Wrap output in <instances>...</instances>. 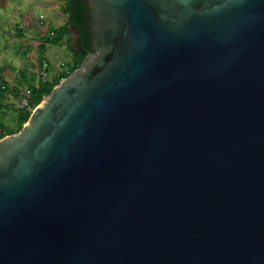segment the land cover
Returning <instances> with one entry per match:
<instances>
[{"label":"water","instance_id":"95a60500","mask_svg":"<svg viewBox=\"0 0 264 264\" xmlns=\"http://www.w3.org/2000/svg\"><path fill=\"white\" fill-rule=\"evenodd\" d=\"M86 1L0 138V264H264V0Z\"/></svg>","mask_w":264,"mask_h":264},{"label":"rangeland","instance_id":"374dc122","mask_svg":"<svg viewBox=\"0 0 264 264\" xmlns=\"http://www.w3.org/2000/svg\"><path fill=\"white\" fill-rule=\"evenodd\" d=\"M40 2L48 3L57 10V24L65 20L61 17H64L62 13L66 0H40ZM34 9L35 11H40L35 7ZM1 11L0 15L4 16L6 13L3 14ZM30 13L32 15L31 11ZM6 15L9 18L10 14L7 13ZM44 19L46 20L45 17ZM57 24L54 22L46 24L48 27H45V29H48V31L42 30L45 32L43 38L49 36L48 38L51 40L54 36L52 29L55 26L58 28ZM36 26H39V24H36ZM49 40L45 42V51H42V48L39 46V40L36 38L35 44L32 43L29 47L20 42L10 46V52H0V65L5 63L8 65L7 69L5 68L4 71L0 72V76L5 77L7 81L5 89L0 92V115L4 126L17 130L19 109L23 108L21 103L25 94L30 90V84H38L40 80L53 78L55 75L70 68L72 61L76 59L77 54L66 47L64 42L61 41L55 44L52 40L51 42ZM41 60L49 62L45 78L42 77L44 69Z\"/></svg>","mask_w":264,"mask_h":264},{"label":"crops","instance_id":"0c3cea01","mask_svg":"<svg viewBox=\"0 0 264 264\" xmlns=\"http://www.w3.org/2000/svg\"><path fill=\"white\" fill-rule=\"evenodd\" d=\"M34 7L40 11H35ZM0 10H2L1 12H3V14H10L9 18L6 17V14H4V16L0 15V52H10V46L20 42L29 47L30 44H35L36 38H38L40 43L39 46L42 48V45H45V42L49 40V36L43 38L45 32L42 30L48 27L46 24H52V22L55 24L58 23L57 10L48 3H41L40 0H0ZM62 14L64 17L61 18L65 20L62 22L60 21V23L57 24L58 28L55 26L52 30L56 31L62 27L66 28L67 14L64 13V11ZM36 24H39V26H36ZM45 30L48 31V29ZM68 37L65 31L62 42L65 43L66 47H68ZM5 64L0 65V72L4 71L8 66ZM6 83V78L0 76V92L5 89Z\"/></svg>","mask_w":264,"mask_h":264},{"label":"trees","instance_id":"16d2710c","mask_svg":"<svg viewBox=\"0 0 264 264\" xmlns=\"http://www.w3.org/2000/svg\"><path fill=\"white\" fill-rule=\"evenodd\" d=\"M64 13L67 14V24L66 28H59L56 31L53 30V37L51 38L52 42L55 44H58L62 41L64 32L66 31L68 34V40H67V46L69 49L72 50L70 46V24L76 23L80 28L81 33V39L84 48L86 49V53H79L74 50H72L75 54H77V57L74 61H72V66L68 68L67 70L61 72L58 75H55L51 79H45L40 80L38 84H30L29 89L31 91V94L29 95V107L30 108H21L19 109V118H18V128L17 130L11 129L7 126H4L1 121V115H0V138L7 134H11L14 132L19 131L25 122L29 119L33 109L42 101L43 97L51 92L53 87L60 83V81L69 76L77 67L81 65V63L86 58L87 54L90 52H93L91 48V37L89 33V21L90 18L87 15L88 11V2L86 0H66L64 8ZM49 40V42H51ZM42 51H45V45H42ZM42 63H44V60H41Z\"/></svg>","mask_w":264,"mask_h":264},{"label":"built area","instance_id":"2783aa9c","mask_svg":"<svg viewBox=\"0 0 264 264\" xmlns=\"http://www.w3.org/2000/svg\"><path fill=\"white\" fill-rule=\"evenodd\" d=\"M48 66H49V62H47V61H44V63H43V69H44V74L42 75V77H46L47 76V68H48ZM31 94V91L30 90H28V92H27V94H25V96H24V98H23V100H22V103H21V106L23 107V108H30L29 106V95Z\"/></svg>","mask_w":264,"mask_h":264}]
</instances>
